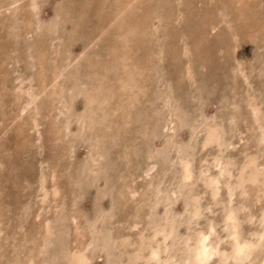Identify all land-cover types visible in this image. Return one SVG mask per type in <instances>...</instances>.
I'll use <instances>...</instances> for the list:
<instances>
[{"label": "rangeland", "instance_id": "obj_1", "mask_svg": "<svg viewBox=\"0 0 264 264\" xmlns=\"http://www.w3.org/2000/svg\"><path fill=\"white\" fill-rule=\"evenodd\" d=\"M254 1L22 0V7L20 0H0V264H198L194 251L202 233L208 246L216 249L206 264L260 263L264 255H260L264 253V0H257L259 5ZM131 91H144L141 100ZM227 103L236 105L232 109ZM111 117L114 122L107 121ZM214 176L218 182L212 180ZM144 196L147 200L138 202ZM237 241L244 242L242 254L235 252Z\"/></svg>", "mask_w": 264, "mask_h": 264}, {"label": "bare ground", "instance_id": "obj_2", "mask_svg": "<svg viewBox=\"0 0 264 264\" xmlns=\"http://www.w3.org/2000/svg\"><path fill=\"white\" fill-rule=\"evenodd\" d=\"M24 1H25V0H24ZM27 1H28V0H27ZM138 1H140V0H138ZM235 1H237V0H235ZM252 1H254V0H252ZM132 2H133V1H132ZM136 2H137V1H136ZM206 2H207V0H206ZM231 2H234V1H231ZM255 2H257V0L254 1V3H255ZM258 2H259V1H258ZM258 2H257V3H258ZM20 3H22V0H20ZM238 3H239V2H238ZM241 3H242V2H241ZM250 3H251V2H250ZM254 3H253V4H254ZM25 4H26V3H25ZM27 4H28V2H27ZM27 4H26V5H27ZM226 4H228L227 7H228L229 4H230V9H231V7H232V6H231V3L229 2V3H226ZM26 5H25V6H26ZM29 5H30V4H29ZM29 5H28V6H29ZM251 5H252V4H251ZM255 5H257V4L255 3ZM258 5H259V3H258ZM137 6H138V5H137ZM137 6H136V7H137ZM239 6L241 7L240 4H239ZM242 6H243V3H242ZM3 7H4V6H3ZM22 7H23V3H22ZM227 7H226V8H227ZM255 7H256V6H255ZM255 7H253V9H254ZM24 8H26V7H24ZM219 8H220V7H219ZM234 8H237V6L234 7ZM247 8H248V7H247ZM251 8H252V7H251ZM258 8H260V6H259ZM20 9H21V8H20ZM128 9H130V8L128 7ZM135 9H137V8H135V7L132 8V10H135ZM222 9H223V7H222ZM224 9H225V6H224ZM227 9H228V8H227ZM248 9H250V8H248ZM260 9H261V8H260ZM260 9H258V10H259V14H260V11L262 10V9H261V10H260ZM24 10H25V9H24ZM26 10H27V9H26ZM130 10H131V9H130ZM250 10H252V9H250ZM250 10H249V11H250ZM19 11H20V10H19ZM29 11H30V10H28V11H26V12L30 14L31 12H29ZM236 11H237V10H236ZM236 11H233V12H236ZM238 11L240 12V10H238ZM242 11H243V10H242ZM23 12H24V11H23ZM23 12H22V13H23ZM121 12H122V11H121ZM126 12H127V11H126ZM205 12H206V11H204V13H205ZM220 12H221V10L218 11L219 14H220ZM233 12H232V13H233ZM239 12H238V15H239ZM243 12H244V11H243ZM253 12H255V9L253 10ZM256 12H257V11H256ZM135 13H136V12H135ZM177 13H178V10H177ZM206 13H207V12H206ZM221 13H222V12H221ZM241 13H242V12H241ZM250 13H251V12H250ZM257 13H258V12H257ZM124 14H126V13H124ZM129 14H130V12H129ZM224 14H225V13H224ZM251 14H253V13H251ZM27 15H28V14H27ZM143 15H144V14H143ZM236 15H237V14H236ZM245 15H246V13H245ZM132 16H133V15H132ZM175 16L177 17V15H175ZM203 16H204V15H203ZM242 16H244L243 13H242ZM248 16H249V15H248ZM29 17H30V16H29ZM29 17H28V18H29ZM111 17H112V16H111ZM117 17H118V16H117ZM217 17H218V16H217ZM222 17H223V16H222ZM232 17H233V16H232ZM259 17H260L259 19H262L261 16H259ZM23 18H24V17H23ZM124 18H126V17H124ZM128 18H129V15H128ZM133 18H135V17H133ZM174 18H175V17H174ZM205 18H206V17H205ZM208 18H209V17H208ZM211 18H212V17H211ZM234 18H236V17H234ZM238 18H239V17H238ZM242 18H243V17H242ZM25 19H26V17H25ZM25 19H24V20H25ZM118 19H119V18H118ZM137 19H138V18H137ZM137 19H136V20H137ZM231 19H232V18H231ZM27 20H28V19H27ZM106 20H107V19H106ZM206 20H207V19H206ZM246 20H247V19H246ZM246 20H245V22H246ZM256 20H257V17H256ZM28 21H29V20H28ZM134 21H135V20H134ZM210 21H211V20H210ZM235 21H236V23H237V21L239 22V19H238V20L235 19ZM248 21H249V20H248ZM30 22H32V21H30ZM115 22H116V21H115ZM140 22H141V21H140ZM206 22H207V21H206ZM218 22H219V20H217L216 24H218ZM243 22H244V21H243ZM21 23H23V21H21ZM32 23H33V22H32ZM34 23H35V21H34ZM36 23H37V22H36ZM78 23H79V22H78ZM209 23H211V22H209ZM219 23H220V22H219ZM239 23H240V22H239ZM246 23H247V22H246ZM258 23H260V22H258V20H257L256 24L258 25ZM24 24H25V23H24ZM27 24H28V23H27ZM27 24H25V26H26ZM211 24H213V23H211ZM216 24H214V26H215ZM237 24H238V23H237ZM251 24H252V21H251ZM253 24H255V23H253ZM261 24H262V23H261ZM35 25H36V24H35ZM209 25H210V24H209ZM243 25H244V23H243ZM249 25H250V24H249ZM249 25H248V26H249ZM75 26H77V25H75ZM204 26H205V25H204ZM262 26H263V24H262ZM135 27H136V26H135ZM137 27H138V26H137ZM142 27H143V26H142ZM205 27H206V29H207V24H206ZM254 27H256V25H255ZM254 27H253V29H255ZM257 27H258V26H257ZM129 28H130V27H129ZM210 28H211V26H210ZM210 28H209V29H210ZM216 28H217V27H216ZM234 28H235V27H234ZM247 28H248V27H247ZM112 29H113V27H112ZM202 29H203V28H202ZM250 29H252V26L250 27ZM257 29H259V28H256V31H257ZM212 30H213V29H212ZM240 30H241V29H240ZM259 30H260V29H259ZM122 31H123V30H122ZM127 31H128V30H127ZM132 31H133V30H132ZM198 31H199V30H198ZM207 31H208V30H207ZM234 31H235V30H234ZM261 31H262V30H261ZM129 32H130V30H129ZM200 32H201V30H200ZM209 32H212V31H209ZM240 32H241V31H240ZM263 32H264V31H263ZM30 33H31V32H30ZM30 33H29V34H30ZM32 33H33V32H32ZM118 33H119V32H118ZM125 33H126V32H125ZM197 33H198V32H197ZM197 33H196V34H197ZM202 33H203V32H202ZM207 33H208V32H207ZM254 33H255V32H254ZM258 33H259V32H258ZM113 34H114V33H113ZM235 34H236V33H235ZM260 34H261V33H259V35H260ZM199 35H200V34H199ZM199 35H198V37H199V39H200V36H199ZM241 35H242V34H241ZM254 35H255V34H254ZM94 36H95V35H94ZM118 36H119V35H118ZM123 36H124V35H123ZM248 36H249V35H248ZM263 36H264V35H263ZM263 36H262L261 39H263ZM106 37H107V36H106ZM124 37H125V36H124ZM129 37H130V36H129ZM145 37H146V36H145ZM209 37H210V36H209ZM236 37H237V36H236ZM256 37H257V36H256ZM260 37H261V35H260ZM260 37H259V38H260ZM127 38H128V37H127ZM195 38H196V37H195ZM207 38H208V37H207ZM253 38H254V39H253ZM129 39H130V38H129ZM252 39H253V40H256V38H255L254 36L252 37ZM131 40H132V39H131ZM242 40H243V39H242ZM263 40H264V39H263ZM98 41H100V40H98ZM126 41H127V40H126ZM205 41H206V40H205ZM124 42H125V41H124ZM128 42H130V41H128ZM200 42H201V41H200ZM260 42H261V41H260ZM224 43H225V42H224ZM253 43H255V42H253ZM262 43H263V42H262ZM111 44H112V43H111ZM127 44H128V43H127ZM196 44H197V43H196ZM200 45H201V44H200ZM231 45H232V44H231ZM193 46H194V45H193ZM224 46H225L226 48H229V47H230V46L227 47L226 45H224ZM190 47L192 48L191 45H190ZM199 47H200V46H199ZM233 47H234V46H233ZM253 47H254V46H253ZM255 47H256V46H255ZM258 47H259V46H258ZM258 47H256V48H258ZM236 48H239V47H236ZM194 49H195V48H194ZM231 49H232V48H231ZM252 49H253V48L251 47V50H252ZM189 50H190V49H189ZM240 50H242V49H240ZM246 50H247V49H246ZM251 50H250V51H251ZM201 51H202V50H201ZM201 51H200V52H201ZM229 51H230V50H229ZM229 51H228V52H229ZM205 52H206V51H205ZM251 52H252V51H251ZM181 53H182V52H181ZM201 53H202V52H201ZM208 53H209V52H208ZM257 53H258V51H257ZM257 53H256V54H257ZM114 54H115V53H114ZM185 54H186V53H185ZM232 54H233V52H232ZM40 55H41V53H40ZM202 55H204V52H203ZM209 55H210V53H209ZM237 55H238V54H237ZM254 55H255V54H254ZM42 57H43V55H42ZM105 57H106V56H105ZM202 57H203V56H202ZM207 57H208V56H207ZM231 57H232V56H231ZM240 57H241V56H240ZM244 57H245V56H243V58H244ZM249 57H250V56H249ZM255 57H256V56H254V58H255ZM40 58H41V57H40ZM234 58H235V57H234ZM238 58H239V57H238ZM38 59H39V58H38ZM120 59H121V58H120ZM230 59H231V58H230ZM204 60H205V59H204ZM208 60H209V59H208ZM208 60H207V61H208ZM245 60H247V59H245ZM106 61L109 62L108 59H107ZM142 61H143V60H142ZM220 61H221V58H220ZM249 61H250V60H249ZM257 61H258V59H257ZM40 62H41V61H40ZM229 62H230V60H229ZM258 62H259V61H258ZM182 63H183V62H182ZM203 63H204V62H203ZM227 63H228V62H227ZM227 63H226V64H227ZM40 64H41V63H40ZM232 64H234V63L232 62ZM257 64H258V63H256V64L253 63V65H257ZM178 65H179V64H178ZM224 65H225V64L220 65V66H222V67H221L222 70H223V66H224ZM227 65H228V64H227ZM235 65L237 66V64H235ZM245 65H246V64H245ZM65 66H66V65H65ZM109 66H110V65H109ZM208 66H209V65H208ZM218 66H219V65H218ZM225 66H226V65H225ZM247 66H248V65H247ZM66 67H68V66H66ZM135 67H136V66H134V68H135ZM233 67H234V66L232 65V68H233ZM57 68H58V67H57ZM221 68H219V69L221 70ZM243 68H244V67H243ZM247 68H248V67H247ZM247 68H246V69H247ZM249 68H250V67H249ZM257 68H258V67H256V69H257ZM261 68H262V67H261ZM263 68H264V67H263ZM107 69H108V68H107ZM115 69H116V68H115ZM123 69H124V66H123ZM145 69H146V68H145ZM178 69H179V67H178ZM230 69H231V68H230ZM54 70H56V69H54ZM116 70H117V69H116ZM220 70H219V71H220ZM226 70L228 71V69H226ZM231 70H232V69H231ZM243 70H244V69H243ZM57 71H58V70H57ZM185 71H186V70H185ZM248 71H249V70H248ZM252 71H253V70H252ZM262 71H263V70H262ZM39 72H40V71H39ZM135 72H136V71H135ZM176 72H177V71H176ZM182 72H183V71H182ZM222 72H223V71H222ZM236 72H237V71H236ZM249 72H250V71H249ZM253 72H254V71H253ZM263 72H264V71H263ZM118 73H121V70H120V72H118ZM186 73L188 74L187 71H186ZM231 73L233 74V72H231ZM241 73H242V72H241ZM246 73H247V72H246ZM43 74H44V73H43ZM182 74H183V73H182ZM226 74H228V73L226 72ZM226 74H225V75H226ZM229 74H230V71H229ZM243 74H244V73H243ZM254 74H255V72H254ZM45 75H46V74H45ZM51 75H53V74H51ZM54 75H55V74H54ZM188 75H190V71H189V74H188ZM225 75H224V76H225ZM246 75H247V74H246ZM256 75H257V74H256ZM48 76H49V75H48ZM138 76H140V75H138ZM191 76H192V74H191ZM221 76H222V75H221ZM230 76H231V75H230ZM253 76H254V75H253ZM40 77H41V76H40ZM239 77H240V75H239ZM254 77H255V76H254ZM41 78H42V77H41ZM45 78H46V77H45ZM55 78H56V77H55ZM189 79H190V77H189ZM192 79H193V78H191V80H192ZM227 79H229V81H230V79L233 80L232 77H231V78H228V77H227L226 80H227ZM242 79H243V78H242ZM254 79H256V78H254ZM258 79H259V78H258ZM45 80H46V79H45ZM55 80H56V79H55ZM191 80H190V81H191ZM236 80H237V82H238V77L236 78ZM192 81H193V80H192ZM227 81H228V80H227ZM244 81H245V80H244ZM10 82H11V81H10ZM38 82H39V81H38ZM45 82H46V81H45ZM124 82H125V81H124ZM7 83H8V82H7ZM16 83H17V82H16ZM139 83H140V82H139ZM141 83H142V82H141ZM228 83H229V82H228ZM235 83H236V81H235ZM241 83H242V81H241L240 83H238V84L240 85ZM243 83H244V82H243ZM249 83H250V82H249ZM256 83H257V82H256ZM256 83H255V85H256ZM1 84H2V83H1ZM57 84H58V83H57ZM119 84H120V83H119ZM124 84H126V83H124ZM231 84H232V83H231ZM236 84H237V83H236ZM238 84H237V85H238ZM128 85H129V84H128ZM128 85H126V86L128 87ZM141 85H142V84H141ZM227 85H228V84H227ZM13 86H14V85H13ZM13 86H12V87H13ZM32 86H34V85H32ZM50 86H51V85H50ZM124 86H125V85H124ZM129 86H130V85H129ZM241 86H244V85L242 84ZM241 86H240L239 88H241ZM253 86H254V85H253ZM14 87H15V86H14ZM34 87H35V86H34ZM45 87H46V83H45ZM119 87H120V86H119ZM228 87H229V86H228ZM231 87H232V86H231ZM245 87H246V86H245ZM6 88H7V87H6ZM128 88H130V87H128ZM137 88H138V86H137ZM143 88H145V87L143 86ZM8 89H9V87H8ZM13 89H14V88H13ZM17 89H18V88H17ZM23 89H24V87H23ZM45 89H46V88H45ZM90 89H91V88H90ZM92 89H93V88H92ZM121 89H122V88H121ZM228 89H229V88H228ZM236 89H237V88H236ZM248 89H249V88H248ZM20 90H21V89H20ZM24 90H26V89H24ZM27 90H28V88H27ZM30 90H31V89H30ZM42 90H43V89H42ZM47 90H49V89H47ZM53 90H54V89H53ZM55 90H57V89H55ZM132 90H133V89H132ZM229 90H230V89H229ZM240 90H241V89H240ZM255 90H256V89H255ZM255 90H254V91H255ZM0 91H1V89H0ZM6 91H7V90H6ZM31 91H32V90H31ZM34 91H35V89H34ZM36 91L38 92V90H36ZM40 91H41V90H40ZM91 91H92V90H91ZM122 91H123V89H122ZM241 91H243V89H242ZM20 92H21V91H20ZM25 92H26V91H25ZM37 92H36V93H37ZM53 92H55V91H53ZM53 92H52V93H53ZM56 92H57V91H56ZM93 92H94V91H93ZM143 92H144V91H143ZM143 92H142V93H143ZM33 93H34V92H33ZM44 93H45V92H43V94H44ZM129 93L132 94V91L129 92ZM134 93H136V92H133L132 96L135 95ZM142 93H141V94H142ZM235 93H236V91H235ZM237 93L240 94L239 92H237ZM237 93H236V94H237ZM9 94H10V93H9ZM22 94H23V93H22ZM22 94H21V95H22ZM38 94H39V93H38ZM38 94H36V95L38 96ZM46 94H47V92H46ZM46 94L44 95L45 97H42L43 99L46 98ZM55 94H56V93H55ZM55 94H54V95H55ZM91 94H92V93H91ZM94 94H95V93H94ZM125 94H126V93H125ZM136 94H137L138 97H139V94H140V93L138 94V92H137ZM141 94H140V95H141ZM233 94H234V92H233ZM236 94H235V95H236ZM249 94H250V93H249ZM252 94H253V93H252ZM50 95H51V94H50ZM95 95H96V94H95ZM114 95H115V94H114ZM126 95H127V94H126ZM137 95H135V96H137ZM143 95H144V94H143ZM254 95H255V94H254ZM8 96H9V95H8ZM8 96H6V97H8ZM23 96H24V95H23ZM26 96H27V95H26ZM132 96H131V97H132ZM141 96H142V95H141ZM237 96H238V95H237ZM50 97H51V96H50ZM120 97L122 98V96H120ZM131 97H129V95H128V98H131ZM138 97H137V98L135 97V98L138 99L137 101H140V100H141V99H140L141 97H139V98H138ZM143 97H144V96H143ZM143 97H142V98H143ZM232 97H233V95H232ZM232 97H231V98H232ZM242 97H243V99L241 98V101L244 100V96H243V94H242ZM249 97H250V96H249ZM28 98H29V97H28ZM51 98H52V97H51ZM53 98L55 99V96H54ZM91 98H92V97L90 96V99H91ZM96 98H97V96H96ZM103 98H104V97H103ZM128 98H127V99H124V100L127 101V103H128ZM132 98H133V100H135L134 97H132ZM132 98H131V99H132ZM236 98H237V97H236ZM92 99L96 100L95 97L92 98ZM109 99H110V98H109ZM112 99H113V98H112ZM119 99H120V98H119ZM131 99H130V100H131ZM139 99H140V100H139ZM239 99H240V98H239ZM245 99H246V98H245ZM12 100H13V99H12ZM28 100H29V99H28ZM58 100L60 101V99H58ZM58 100H57V101H58ZM61 100H62V99H61ZM97 100H98V98H97ZM106 100H107V99H106ZM236 100L239 101L238 98L235 99V101H236ZM259 100H260V99H259ZM8 101H11V100H8ZM8 101H7V102H8ZM22 101H23V100H22ZM44 101H45V99H44ZM44 101H43V104H44ZM59 101H58V102H59ZM92 101H93V100H92ZM99 101H100V100H99ZM99 101H97V102H99ZM102 101H103V102H102ZM104 101H105V99L102 100V98H101V103H103V104L105 105ZM108 101L110 102V100H107V103H108ZM122 101H123V100H122ZM62 102H63V101H62ZM62 102H61V103H62ZM105 102H106V101H105ZM132 102H133V101H132ZM8 103H9V102H8ZM13 103H14V102H13ZM46 103H47V102H46ZM51 103H52V102H51ZM127 103L125 102V106L123 105V102H122V104H120V105H123V107L126 109V107L128 106ZM228 103H229V102H228ZM228 103H227V104H228ZM232 103H234V102H232ZM235 103H236V102H235ZM238 103H239V106L242 105V104H240V101H239ZM242 103H243V102H242ZM53 104H54V103H53ZM59 104H60V103H59ZM94 104H96V103H94ZM97 104H98V103H97ZM128 104H130V103H128ZM227 104H226V105H227ZM229 104H231V102H230ZM229 104H228V106H229L230 108L233 109L237 103L234 104V107H231ZM7 105H8V104H7ZM19 105H21V104H19ZM57 105H58V103H57ZM61 105H62V104H61ZM115 105H116V103H115ZM126 105H127V106H126ZM134 105H135V104H134ZM231 105H232V104H231ZM15 106H16V105H15ZM26 106H27V105H26ZM42 106H43V105H42ZM42 106H41L40 108H42ZM49 106H50V104H49ZM112 106H113V105H112ZM247 106H248V105H247ZM247 106H246V107H247ZM250 106H252V105H250ZM8 107H9V106H8ZM11 107H13V106H11ZM56 107H57V106H56ZM91 107H92V105H91ZM96 107H98V106H96ZM96 107H94V108H96ZM102 107H104V106L102 105ZM102 107H101V109H102ZM105 107H106V106H105ZM109 107H111V105H110ZM109 107L107 106V109H109ZM113 107H114V106H113ZM118 107H119V106H117V108H118ZM123 107H122V108H123ZM129 107H130V106H129ZM229 107H228V108H229ZM237 107H238V105H237ZM0 108H2V107H0ZM6 108H7V107H6ZM17 108H18V107H17ZM92 108H93V107H92ZM130 108H131V107H130ZM225 108H226V107H225ZM228 108H227V109H228ZM250 108H251V107H250ZM260 108H261V107H260ZM23 109H24V108H23ZM96 109H97V108H96ZM104 109H105V108H104ZM227 109H225V110H227ZM237 109H238V108H237ZM237 109H234V110H237ZM261 109H264V108H261ZM112 110H113V108H112ZM112 110H111V111H112ZM118 110H119V109H118ZM228 110H229V109H228ZM18 111H19V110H18ZM21 111H23V110H22V107H21ZM52 111H54V109H53ZM52 111H51V112H52ZM57 111H58V110H57ZM59 111H60V110H59ZM113 111H114V110H113ZM126 111H129V109H126ZM237 111H238V110H237ZM249 111H251V110H249ZM261 111H263V110H261ZM9 112H10V111H9ZM51 112H50V113H51ZM114 112H115V111H114ZM120 112H121V111H120ZM254 112H255V111H254ZM50 113H48V116H49ZM244 113H245V112H244ZM244 113H243V114H244ZM252 113H253V112H251V114H252ZM19 114H20V112H19ZM36 114H37V113H35V116H36ZM55 114H56V113H55ZM58 114H59V113H58ZM118 114H119V112H118ZM123 114H124V113H123ZM125 114H126V113H125ZM10 115H11V114H10ZM110 115H111V114H110ZM110 115H109V116H110ZM115 115H117V112H116ZM128 115H129V114H128ZM237 115H238V114H237ZM25 116H26V115H25ZM27 116H28V114H27ZM31 116H32V115H31ZM52 116H53V114H52ZM52 116H51V117H52ZM56 116H57V115H56ZM124 116H125V115H124ZM234 116H235V115H234ZM247 116H248V115H247ZM49 117H50V116H49ZM116 117H117V116H116ZM248 117H250V116H248ZM254 117H255V116H254ZM14 118H15V116H14ZM21 118H22V117H21ZM34 118H35V117H34ZM52 118H55V117H52ZM107 118H108V117H107ZM112 118H113V117L107 119V121L110 120V119H112ZM114 118H115V117H114ZM119 118H120V117H119ZM119 118H118V120H119ZM27 119H28V118H27ZM30 119H31V117H30ZM30 119H28V120H30ZM32 119H33V117H32ZM45 119H46V118H45ZM230 119H232V118H230ZM250 119H251V117H250ZM253 119H255V118H253ZM21 120H22V119H21ZM33 120H34V119H33ZM33 120H32V122H33ZM50 120H51V119H50ZM112 120H113V122L115 121L114 119H112ZM118 120H117V121H118ZM127 120H128V119H127ZM233 120H234V119H233ZM239 120H240V119H239ZM246 120H249V119H246ZM125 121H126V120H125ZM23 122H24V121H23ZM47 122H48V121H47ZM50 122H51V121H50ZM108 122H109V121H108ZM129 122H130V121H129ZM243 122H244V121H243ZM251 122H252V121H251ZM251 122H250V123H251ZM253 122H254V121H253ZM262 122H263V121H262ZM33 123H35V121H34ZM53 123H55V122H53ZM227 123H228V122H227ZM118 124H120V121H118ZM212 124H213V123H212ZM247 124H249V123H247ZM247 124H245L246 127H247L246 129H248ZM251 124H252V123H251ZM1 125H2V124H1ZM59 125H60V124H59ZM61 125H62V123H61ZM228 125H229V123H228ZM245 125H242V126L244 127ZM35 126L37 127L36 124H35ZM55 126H56V125H55ZM62 126H64V125H62ZM116 126H118V125H116ZM234 126H235V125L232 124V127H234ZM39 127H40V126H39ZM39 127H37V128H39ZM249 127H250V126H249ZM9 128H10V127H9ZM33 128H34V126H33ZM53 128H54V126H53ZM62 128H65V127H62ZM114 128H115V127H114ZM226 128H227V127H226ZM252 128H253V127H252ZM210 129H211V127H210ZM236 129H237V128H236ZM249 129H250V128H249ZM254 129H255V127H254ZM254 129H252V130H254ZM256 129H257V128H256ZM34 130H35V129H34ZM64 130H65V129H64ZM206 130H207V129H206ZM229 130H230V129H229ZM229 130H228V131H229ZM233 130H234V129H233ZM233 130H232V131H233ZM113 131H114L113 133H115V130H113ZM208 131H209V129L207 130V132H208ZM228 131H227V132H228ZM232 131H231V132H232ZM259 131H260V130H259ZM29 132H30V131H29ZM31 132H32V131H31ZM35 132H36V131H35ZM37 132H38V131H37ZM227 132H225V133H227ZM233 132H234V131H233ZM249 132H252L251 129L249 130ZM65 133H66V132H65ZM67 133H68V132H67ZM119 133H120V131H119ZM210 133H211V132H210ZM236 133H238V131H237ZM252 133H254V132H252ZM257 133H258V132H257ZM259 133H260V132H259ZM259 133L257 134L258 137H259ZM35 134H36V133H35ZM211 134H212V133H211ZM239 134H240V133H239ZM243 134H244V133H243ZM13 135H14V133H13ZM66 135H67V134H66ZM207 135H208V134H207ZM213 135H214V133H213ZM215 135L217 136V134H215ZM226 135H228V134H226ZM229 135H230V134H229ZM237 135H238V134H237ZM237 135H236V136H237ZM58 136H59V135H58ZM204 137H205V135H204ZM220 137H221V136H220ZM238 137H241V136H240V135L237 136V139H238ZM253 137H254V136H253ZM253 137H250V139L253 138ZM37 138H39V136H37ZM55 138H56V137H55ZM213 138H214V136H213ZM227 138H228V137H227ZM233 138H234V137H233ZM260 138H261V137H260ZM119 139H120V138H119ZM204 139H207V138H204ZM231 139H232V138H231ZM256 139H257V137H256ZM256 139H255V140H256ZM65 140H66V137H65ZM235 140H236V139H235ZM235 140H234V141H235ZM248 140H249V139H248ZM257 140H258V139H257ZM257 140H256L255 142L258 143ZM261 140H262V139H261ZM36 141H37V140H36ZM63 141H64V140H63ZM203 141H204V140H203ZM208 141H209V139H208ZM243 141H244V145H245V140H243ZM259 141H260V139H259ZM37 142H38V141H37ZM46 142H47V141H46ZM52 142H53V141H52ZM214 142H215V141H214ZM239 142H240V141H239ZM59 143H60V142H59ZM220 143H221V142H220ZM236 143H237V142H236ZM247 143H248V142H247ZM247 143H246V146H247ZM34 144H36V143H34ZM252 144H253V143H252ZM27 145H28V144H27ZM205 145H206V144H205ZM231 145H232V144H231ZM233 145H235V144H233ZM261 145H262V144H261ZM53 146H54V145H53ZM208 146L211 147L210 144H209ZM217 146H218V144H217ZM37 147H38V146H37ZM233 147H234V146H233ZM247 147H248V146H247ZM247 147H246V148H247ZM259 147H260V146H259ZM65 148H66V147H65ZM218 148H219V147H218ZM236 148H237V147L232 148L231 150L236 149ZM239 148H240V147H239ZM243 148H244V147H243ZM52 149H54V148H52ZM46 150H47V149H46ZM60 150H61V149H60ZM64 150H66V149H64ZM205 150H206V148H205ZM211 150H213V148H212ZM246 150H247V149H246ZM255 150H256V149H254L253 151L255 152ZM41 151H42V150H41ZM61 151H62V150H61ZM257 151H258V150H257ZM260 151H261V150H259L258 152H260ZM51 152H53V151H51ZM242 152H243V151H242ZM247 152H249V150H247ZM258 152H256L257 155H260V154H258ZM261 152H264V151H261ZM67 153H68V152L65 151V154H67ZM245 153H246V152H245ZM254 154H255V153H254ZM261 154H262V153H261ZM213 155H214V154H213ZM239 155H240V153H239ZM246 155H247V154H246ZM246 155H245V157H246ZM257 155H256V158H257ZM66 156H67V155H66ZM206 156H207V154H206ZM216 156H217V155H216ZM242 156H243V155H242ZM8 157H9V156H8ZM62 157H63V156H62ZM64 157H65V156H64ZM67 157H68V156H67ZM208 157H209V156H208ZM245 157H244V158H245ZM65 158H66V157H65ZM184 158H185V157H184ZM184 158H183V159H184ZM186 158H187V157H186ZM189 158H190V157H189ZM211 158H212V157H211ZM223 158H224V157H223ZM236 158H237V156H236ZM263 158H264V157H263ZM203 159H204V158H203ZM203 159H202V160L200 159V160L203 162ZM227 159H229V158H227ZM62 160H63V159H62ZM208 160H209V159H208ZM212 160L214 161L215 159L212 158ZM212 160H210V161H211L210 163H212ZM242 160H243V159H242ZM242 160H241V162H242ZM249 160H250V159H249ZM259 160H261V159H259ZM186 161H187V160H186ZM201 161H199V162H201ZM216 161H217V160H216ZM234 161H236V160L234 159ZM129 162H130V161H129ZM218 163H219V162H218ZM235 163H236V162H235ZM45 164H46V163H45ZM183 164H184V163H183ZM200 164H201V163H200ZM200 164H199V165H200ZM205 164H207V162H206ZM213 164H214V163H213ZM213 164H212V166H213ZM236 164H238V163H236ZM240 164H241V163H240ZM240 164H238V165H240ZM1 165H2V164H1ZM1 165H0V167H1ZM130 165H131V164H130ZM130 165L128 164L127 168H128ZM192 165H193V162H192ZM196 165H197V164H196ZM208 165L211 166V164H209V163H208ZM208 165H207V166H208ZM216 165H217V162H216ZM220 165H221V164H220ZM255 165H256V164H255ZM132 166H133V165H132ZM201 166H202V165H201ZM201 166H200V167H201ZM204 166H206V165H204ZM217 166H218V165H217ZM124 167H125V166H124ZM257 167H258V166H257ZM259 167H260V166H259ZM127 168H125V169H127ZM129 168H130V167H129ZM184 168H185V167H183V169H182V168H181V169H182V170H185L186 168H185V169H184ZM215 168H216V167H215ZM215 168H214V169H215ZM222 168H223V166H222ZM46 169H47V168H45V172H46ZM56 169H57V168H56ZM135 169H136V167H135ZM135 169H134V170H135ZM198 169H199V168H198ZM216 169H217V168H216ZM219 169H220V167H219ZM238 169H239V166H238ZM238 169H235V170L237 171ZM51 170H52V169H51ZM136 170H137V169H136ZM192 170H194V169L192 168ZM199 170H200V169H199ZM210 170H212V169H210ZM228 170H231V168L228 169ZM232 170H234V169L232 168ZM232 170H231V171H232ZM41 171H42V170H41ZM185 171H186V170H185ZM185 171H184V172H185ZM194 171H195V170H194ZM194 171H192V172H194ZM208 171H209V170H208ZM236 171H235V172H236ZM247 171H248V170H247ZM2 172H3V168H2ZM42 172H43V171H42ZM124 172H125V171H124ZM126 172H128V171L126 170ZM132 172H134V171L132 170ZM135 172H136V171H135ZM139 172H140V170H139ZM184 172H183V174H184ZM186 172H187V171H186ZM186 172H185V174H186ZM235 172H234V173H235ZM237 172H238V171H237ZM6 173H7V172H6ZM40 173H41V172H40ZM214 173H215V172H214ZM219 173H220V171H219ZM219 173H217V175H218ZM229 173H230V172H229ZM53 174H54V173H53ZM55 174H56V173H55ZM127 174H129V173H127ZM145 174H146V173H145ZM215 174H216V173H215ZM215 174H214V175H215ZM230 174H231V173H230ZM237 174H238V173H237ZM237 174H235V176H236ZM42 175H43V174H42ZM42 175H41V176H42ZM44 175H45V174H44ZM51 175H52V174H51ZM51 175H50L51 178H50V177H49V178H50V179H53ZM130 175H131V174H130ZM140 175H142V173H141ZM140 175H138V176L140 177ZM179 175H181V172H180ZM194 175H195V174H194ZM197 175H198V174H197ZM197 175H196V176H197ZM220 175H221V174H220ZM55 176H56V175H55ZM55 176H54V177H55ZM126 176H127V175H126ZM182 176H183V175H182ZM188 176H189V174H188ZM188 176H187V177H188ZM206 176H207V175H206ZM209 176H211V175H208V177H209ZM212 176H213V175H212ZM215 176H216V175H215ZM215 176H214V178H212V180H216V181L218 182V178H219V177H218L217 179H215ZM235 176H234V177H235ZM7 177H8V174H7ZM39 177H40V175H39ZM42 177H43V176H42ZM47 177H48V176H47ZM47 177L45 176V179H46ZM56 177H57V176H56ZM130 177H131V176H130ZM130 177H128V178H130ZM152 177H153V174H151V176H149V178H151V179H152ZM184 177H185V175L183 176V179H184ZM187 177H186V180H187ZM199 177H200V176H199ZM201 177H202V176H201ZM201 177H200V178H201ZM204 177H205V176H204ZM208 177H207V178H208ZM225 177H226V176H225ZM225 177H224V178H225ZM232 177H233V176H232ZM234 177H233V178H234ZM132 178H133V177H132ZM221 178H222V177H221ZM224 178H222V179H224ZM244 178H245V177H244ZM244 178H243V179H244ZM258 178H260V177H258ZM258 178H257V181H259ZM7 179H9V178H7ZM57 179H58V178H57ZM126 179H127V177H126ZM201 179H202V178H201ZM201 179L199 180V182L201 181ZM245 179H246V178H245ZM260 179H261V178H260ZM42 180H43V179H42ZM46 180H47V179H46ZM46 180H45V181H46ZM127 180H128V179H127ZM149 180H150V179H149ZM188 180H189V179H188ZM197 180H198V178H197ZM205 180H206V179H205ZM208 180H209V179H207V182H208ZM224 180H225V179H224ZM227 180H228V179H227ZM231 180H232V178H231ZM45 181H44V182H45ZM131 181H133V179H132ZM135 181H137V180H135ZM144 181H145V180H144ZM181 181H182V180H181ZM184 181H185V179L183 180V183H184ZM193 181H194V180H193ZM195 181H196V180H195ZM210 181H211V180H210ZM219 181H220V180H219ZM225 181H226V180H225ZM225 181H223V182H225ZM229 181H230V180H229ZM260 181H261V180H260ZM44 182H43V183H44ZM46 182H47V181H46ZM46 182H45V183H46ZM56 182H57V181H56ZM58 182H59V181H58ZM146 182H147V181H146ZM146 182H145V183H146ZM188 182H189V181H188ZM188 182H187V183H188ZM191 182H192V181H191ZM197 182H198V181H197ZM199 182H198L197 184H199ZM226 182H227V181H226ZM226 182H225V183H226ZM48 183H49V181H48ZM137 183H138V182H136V184H137ZM195 183H196V182H195ZM200 183H202V182H200ZM208 183H209V182H208ZM234 183H235V181H234ZM245 183H246V182H245ZM248 183H249V182H248ZM71 184H72V183H71ZM130 184H131V183H130ZM143 184H144V183H143ZM211 184H212V183H211ZM219 184H220V183H219ZM260 184H262V183L260 182ZM1 185H2V184H1ZM44 185H45V184H44ZM123 185H124V184H123ZM134 185H135V184H134ZM134 185H133V186H134ZM146 185H147V184H146ZM206 185H207V183H206ZM226 185H227V184H226ZM229 185H231V184H229ZM251 185H252V184H251ZM251 185H250V186H251ZM254 185H255V184H254ZM47 186H48V185H47ZM127 186H128V185H127ZM140 186H141V185H140ZM143 186H145V185H143ZM195 186H196V185H195ZM201 186H203V185H201ZM201 186H200V187H201ZM209 186H210V185H209ZM209 186H207V187H209ZM243 186H244V185H243ZM258 186H259V184H258ZM39 187H40V186H39ZM51 187H52V186H51ZM56 187H57V186H56ZM125 187H126V186H125ZM141 187H142V186H141ZM213 187H215V186H213ZM227 187H228V186H227ZM57 188H58V187H57ZM122 188H123V187H122ZM128 188H129V186H128ZM135 188H136V187H135ZM201 188H202V187H201ZM221 188H223V187H221ZM221 188H220V189H221ZM233 188H234V187H233ZM251 188H252V187H251ZM255 188H256V187H255ZM44 189H45V188H44ZM44 189H43V190H44ZM140 189H142V188H140ZM144 189H145V187H144ZM144 189H143L142 191H144ZM196 189H197V188H196ZM198 189H199V188H198ZM220 189H219V190H220ZM223 189H225V188H223ZM241 189H243V188H241ZM244 189H246V188H244ZM40 190H42V189H40ZM54 190H55V189H54ZM61 190H62V189H60V191H61ZM129 190H130V189H129ZM129 190H128V191H129ZM137 190H138V189H137ZM145 190H146V189H145ZM204 190H205V188H204ZM206 190H207V189H206ZM216 190H218V189H216ZM219 190H218V191H219ZM235 190H237V189L235 188ZM252 190H253V188H252ZM252 190H251V191H252ZM255 190H256V189H255ZM57 191H58V190H57ZM119 191H121V190L119 189ZM135 191H136V190H135ZM140 191H141V190H140ZM142 191H141V192H142ZM201 191H203V190H201ZM224 191H225V190H224ZM238 191H239V190H238ZM238 191H237V192H238ZM244 191H245V190H243V192H244ZM246 191H247V190H246ZM251 191H247V192H251ZM14 192H15V191H14ZM40 192H41V191H40ZM50 192H52V191H50ZM58 192H59V191H58ZM129 192H130V191H129ZM194 192H195V191H194ZM197 192H198V191H197ZM206 192H207V191H206ZM228 192H229V191H228ZM247 192H246V193H247ZM254 192H255V191H254ZM262 192H263V191H262ZM15 193H16V192H15ZM47 193H49V192H47ZM118 193H120V192H118ZM144 193H145V191H144ZM147 193H149V192L147 191ZM203 193H204V191H203ZM218 193H219V192H218ZM226 193H227V192H226ZM244 193H245V192H244ZM258 193H259V192H258ZM5 194H6V193H5ZM133 194H134V193H133ZM138 194H139V193H138ZM140 194H141V193H140ZM140 194H139V195H140ZM208 194H209V191H208ZM230 194H231V192H230ZM16 195H17V194H16ZM119 195H120V194H118L117 197H118ZM130 195H131V194H130ZM130 195H129V196H130ZM147 195H148V194H146V196H147ZM195 195H196V194H195ZM209 195H210V194H209ZM212 195H214V194H212ZM227 195H228V194H227ZM227 195H225V197H226ZM231 195H232V194H231ZM231 195H229V197H230ZM242 195H243V194H242ZM248 195H249V194H248ZM252 195H253V194H252ZM127 196H128V194H127ZM189 196H190V195H189ZM193 196H194V195H193ZM196 196H197V195H196ZM198 196H199V194H198ZM214 196H215V195H214ZM233 196H235V193L233 194ZM236 196H237V195H236ZM3 197H4V196H3ZM54 197H55V196H54ZM54 197H53V195H52V198H54ZM57 197H58V196H57ZM119 197H121V196H119ZM130 197H131V196H130ZM130 197H129V199H130ZM139 197H140V196H139ZM139 197H138V198H139ZM144 197H145V196H144ZM144 197H143V199H140V198H139V199H138V202H140V200L143 201L144 199L147 198V197H145V198H144ZM204 197H205V196H204ZM206 197H207V196H206ZM208 197H210V196H208ZM12 198H13V197H12ZM40 198H41V197H40ZM55 198H56V197H55ZM134 198H136V197H134ZM141 198H142V197H141ZM201 198H203V197L201 196ZM233 198H234V197H233ZM41 199H42V198H41ZM57 199H58V198H57ZM123 199H126V197H124ZM136 199H137V198H136ZM136 199H135V200H136ZM207 199H208V198H207ZM223 199H224V198H223ZM226 199H227V198H226ZM236 199H237V197H236ZM239 199H240V198H239ZM239 199H238V201H239ZM146 200H147V199H146ZM199 200H200V198H199ZM209 200H210V199H209ZM212 200H213V199H212ZM36 201H37V200H36ZM52 201H54V199H52ZM129 201H130V200H129ZM191 201H192V200H191ZM201 201H203V200L201 199ZM201 201H200V203H201ZM228 201H229V200H228ZM228 201H227V202H228ZM244 201H245V200H244ZM145 202L147 203V201H145ZM208 202H211V200L208 201ZM215 202H216V201H215ZM255 202H256V201H255ZM41 203H42V202H41ZM125 203H126V201H125ZM146 203H144L143 206H144ZM195 203H196V202H195ZM195 203H191V204H195ZM198 203H199V202H198ZM198 203H197V204H198ZM200 203H199V204H200ZM205 203H206V202H205ZM42 204H46V203H42ZM47 204L49 205L48 202H47ZM52 204H53V203H52ZM52 204H51V205H52ZM132 204H133V203H132ZM132 204H131V205H132ZM191 204H188V206H190ZM199 204H198V205H199ZM234 204H235V203H233V205H234ZM53 205H54V204H53ZM124 205H125V204H124ZM124 205H123V207H124ZM211 205H212V203H211ZM219 205H220V203H219ZM4 206H5V205H4ZM6 206H7V204H6ZM6 206H5V207H6ZM132 206H134V205H132ZM47 207H49V206H47ZM52 207H53V206H52ZM144 207H145V206H144ZM195 207H196V206H195ZM198 207H199V206H198ZM204 207H206V206L204 205ZM204 207L201 206L202 209H203ZM245 207H246V206H245ZM7 208H8V207H7ZM133 208H134V207H133ZM133 208H132V209H133ZM218 208H219V207H218ZM51 209H52V208H51ZM128 209H129V208H128ZM188 209H189V207H188ZM202 209H201V210H202ZM209 209H211V208H209ZM214 209H215V208H214ZM216 209H217V207H216ZM219 209H220V208H219ZM5 210H6V209H5ZM42 210H43V209H42ZM49 210H50V208H49ZM130 210H131V209H130ZM130 210H129V211H130ZM190 210H191V209H190ZM199 210H200V208H199ZM203 210H204V209H203ZM211 210H212V209H211ZM2 211H3V210H2ZM39 211H40V210H39ZM142 211H143V210H142ZM205 211H206V210H205ZM213 211H214V210H213ZM218 211H219V210H217V212H218ZM220 211H221V210H220ZM222 211H223V209H222ZM222 211H221V212H222ZM228 211H229V210H228ZM147 212H148V210H147ZM199 212H200V211H199ZM211 212H212V211H211ZM223 212H225V211H223ZM223 212H222V213H223ZM5 213H6V212H5ZM43 213H44V212H43ZM43 213H42V214H43ZM139 213H141V212H139ZM209 213H210V212L208 211V214H209ZM227 213L229 214V212H226V213H223V214L225 215V214H227ZM230 213H231V212H230ZM6 214H7V213H6ZM141 214H142V213H141ZM202 214H203V213H202ZM202 214H201V215H202ZM205 214H206V212H205ZM210 214H211V213H210ZM243 214H244V213H243ZM258 214H259V213H258ZM40 215H41V214H40ZM128 215H129V214H128ZM128 215H127V216H128ZM131 215H132V217L134 216V214H131ZM146 215H147V214H146ZM221 215H222V214H221ZM224 215H223V216H224ZM38 216H39V215H38ZM46 216H47V215H46ZM73 216H74V215H73ZM144 216H145V215H144ZM215 216H216V215H215ZM215 216H214V217H215ZM229 216H230V215H229ZM231 216H232V215H231ZM36 217H37V216H36ZM129 217H130V216H129ZM129 217H128V218H129ZM132 217H130V218L132 219ZM137 217L139 218L140 216L137 214ZM205 217H206V216H205ZM227 217H228V216H227ZM4 218H5V217H4ZM6 218H7V217H6ZM128 218H126V219H128ZM138 218H136V219H138ZM144 218H145V217H144ZM190 218H191V217H190ZM192 218H193V217H192ZM220 218H221V217H220ZM223 218H224V219H227V218H225V217H222L221 219H223ZM237 218H239V217H237ZM251 218H252V217H251ZM7 219H10V218H7ZM37 219H38V218H37ZM72 219H73V218H72ZM75 219H76V218H75ZM126 219H125V220H126ZM230 219H231V218H230ZM230 219H229V220H230ZM133 220H134V217H133ZM145 220H146V219H145ZM201 220H202V219H201ZM201 220H199V221H201ZM207 220H208V219H207ZM47 221H48V220H47ZM47 221L45 220V221H44V222H45L44 224H46ZM72 221H73V220H72ZM76 221H78V220L76 219ZM122 221H123V220H122ZM122 221L120 220L121 224H123ZM137 221H138V220H137ZM146 221H147V220H146ZM193 221H194V223H195V220H194V219H193ZM193 221H191L192 224H193ZM208 221H209V220H208ZM211 221H212V220H211ZM215 221H216V219H215ZM224 221H225V220H224ZM224 221H223V223H224ZM227 221H228V220H227ZM233 221H234V219H233ZM250 221H251V220H250ZM120 222H118V223L120 224ZM164 222H165V221H164ZM167 222H168V224H169V221H167ZM189 222H190V221H189ZM206 222H207V221H206ZM209 222H210V221H209ZM213 222H214V221H212V224H214ZM218 222H219V221H218ZM225 222H226V221H225ZM253 222H254V221H253ZM74 223H75V222H74ZM132 223H133V222H132ZM135 223H136V222H135ZM135 223H134V224H135ZM145 223H146V222H145ZM204 223H205V222H204ZM14 224H15V223H14ZM75 224H76V223H75ZM119 224H118V225H119ZM121 224H120V225H121ZM126 224H127V223H126ZM134 224H133V225H134ZM138 224H139V223H138ZM138 224H137V225H138ZM156 224L158 225L157 222H156ZM196 224H197V221H196ZM205 224H206V223H205ZM219 224H220V223H219ZM73 225H74V224H73ZM78 225H79V224H78ZM215 225H216V224H215ZM31 226H32V225H31ZM128 226H129V225H128ZM128 226H127V227H128ZM130 226H131V225H130ZM144 226H145V225H144ZM160 226H162V223L160 224ZM123 227H126V226H123ZM127 227H126V228H127ZM134 227H135V226H134ZM137 227H138V226H137ZM152 227H153V226H152ZM152 227H150V228H152ZM190 227L192 228V226H190ZM194 227H195V226L193 225V228H194ZM222 227H223V226H222ZM7 228H8V227H7ZM10 228H11V227H10ZM45 228H46V227H44V229H45ZM173 228H174V227H173ZM191 228H190V229H191ZM230 228H231V227H230ZM15 229H16V228H15ZM30 229H31V228H30ZM132 229H133V228H132ZM140 229H141V228H140ZM140 229H138V230H140ZM188 229H189V228H188ZM190 229H189V230H190ZM194 229H195V228H194ZM231 229H232V228H231ZM161 230H162V229H161ZM203 230H204V229H203ZM22 231H23V230H22ZM71 231H72V230H71ZM125 231H127V230H125ZM130 231H131V229H130ZM167 231H168V229H167ZM167 231H166V232H167ZM193 231H194V230H193ZM232 231H234V230H232ZM232 231H231V232H232ZM241 231H242V230H241ZM244 231H245V230H244ZM72 232H73V231H72ZM115 232H117V231H115ZM137 232H138V231H137ZM140 232H141V231H139V233H140ZM150 232L152 233V231H150ZM245 232H247V231H245ZM19 233H20V232H19ZM32 233H33V231H32ZM132 233H133V232H132ZM187 233H188V232H187ZM191 233H192V232H191ZM242 233H243V232H242ZM1 234H2V233H0V235H1ZM33 234H34V233H33ZM122 234H123V233H122ZM135 234H136V233H134V235H135ZM145 234H146V232H145ZM147 234H148V233H147ZM167 234H170V233H167ZM167 234H166V235H167ZM188 234H190V232H189ZM188 234H187V235H188ZM234 234H235V233H234ZM114 235H116V234H114ZM142 235H143V234H142ZM244 235H245V234H244ZM4 236H5V235H4ZM19 236H20V235H19ZM149 236L152 238L151 235H149ZM194 236H196V235L194 234ZM223 236H224V235H223ZM31 237H32V236H31ZM132 237H133V236H132ZM134 237H135V236H134ZM156 237H157V236H156ZM163 237H164V236H163ZM198 237H200V236H198ZM219 237H221V235H219ZM243 237H244V236H243ZM19 238L21 239V236H20ZM147 238H148V236H147ZM171 238H172V237H171ZM193 238H194V237H193ZM193 238H192V239H193ZM213 238H214V237H213ZM221 238H222V237H221ZM223 238H224V237H223ZM244 238H245V237H244ZM20 239H19V240H20ZM31 239H33V237H32ZM31 239H30V240H31ZM38 239H39V238H38ZM73 239H74V238H73ZM131 239L133 240V238H131ZM131 239H130V240H131ZM156 239H157V238H156ZM168 239H170V238L168 237ZM187 239H188V238H187ZM228 239H230V238H228ZM228 239H227V241H229ZM242 239H243V238H242ZM248 239H249V237H248ZM19 240H18V242H19ZM23 240H24V239H23ZM30 240L28 241V244H29ZM34 240H35V239H34ZM134 240H135V239H134ZM160 240H161V239H160ZM179 240H180V239H179ZM215 240H216V239H215ZM221 240H222V239H221ZM233 240H234V239H233ZM233 240H232V241H233ZM252 240H253V239H252ZM2 241H3V238H2ZM2 241H1V242H2ZM4 241H5V240H4ZM32 241H33V240H32ZM73 241H74V240H73ZM138 241H139V240H138ZM158 241H159V240H158ZM170 241H171V239H170ZM195 241H196V239H195ZM225 241H226V240H225ZM225 241H223V242H225ZM6 242H7V240L5 241V243H6ZM18 242H17V243H18ZM24 242H25V241H24ZM26 242H27V241H26ZM33 242H35V241H33ZM74 242H75V241H74ZM155 242H156V240H155ZM196 242H197V244H196L195 251H194V252H195L194 256L196 255V257H194V258H196V263H198V264H206V263H207L206 261L208 260L209 256L212 254V250H213L215 247L212 249V247H209V246H208L209 244H208V242H207V236H206V234H203V233H202V236H201ZM217 242H218V241H217ZM217 242L215 241V243H217ZM221 242H222V241H221ZM15 243H16V242H15ZM169 243H170V242H169ZM169 243H168V244H169ZM179 243H180V242H179ZM181 243H183V242H181ZM31 244H32V242H31ZM33 244H34V243H33ZM38 244H39V243H38ZM189 244H190V243H189ZM220 244H221V243H220ZM220 244H219V245H220ZM236 244H237V247H236V251H235V252L239 253V252L242 251V248H243V244H244V242L242 243V242L237 241ZM18 245H19V244H18ZM18 245H17V246H18ZM35 245H37V244H35ZM35 245H33V246H35ZM155 245H156V244H155ZM187 245H188V244H187ZM223 245H224V244H223ZM11 246H12V244H11ZM13 246H14V245H13ZM19 246H20V245H19ZM21 246H22V245H21ZM30 246H31V245H30ZM225 246H226V245H225ZM245 246H246V245H245ZM248 246H249V244H248ZM218 247H219V246H218ZM223 247H224V246H223ZM226 247H227V246H226ZM25 248H26V247H25ZM25 248H24V249H25ZM34 248H35V247H34ZM135 248H136V247H134L133 250H134ZM152 248H154V247L152 246ZM229 248H230V246H229ZM12 249H13V248H12ZM24 249H23V250H24ZM30 249H31V248H30ZM32 249H33V248H32ZM222 249H223V248H222ZM222 249H221V250H222ZM233 249H234V248H233ZM19 250H20V249H19ZM27 250H28V249H27ZM72 250H73V249H72ZM147 250H148V249H147ZM156 250H157V249H156ZM183 250H184V249H183ZM185 250H187V249H185ZM214 250H216V249H214ZM221 250H219V251H221ZM256 250H257V249H256ZM259 250H260V249H259ZM14 251H15V250H14ZM14 251H11V252H14ZM29 251H30V250H29ZM29 251H28V252H29ZM34 251H35V250H34ZM148 251H149V250H148ZM188 251H189V250H188ZM219 251H218V249H217V252H218V253H220ZM243 251H244V250H243ZM263 251H264V250H263ZM22 252H25V250L22 251ZM35 252H36V251H35ZM71 252H72V251H71ZM79 252H80V251H79ZM79 252H78V253H79ZM81 252L83 253V250H81ZM181 252H184V251H181ZM185 252H186V251H185ZM213 252H214V251H213ZM233 252H234V251H233ZM244 252H245V251H244ZM255 252H256V251H255ZM29 253H30V252H29ZM73 253H75V252H73ZM84 253H85V255H86V252H84ZM149 253H150V252H149ZM154 253H155V252H154ZM191 253H192V251H191ZM246 253H247V252H246ZM256 253H257V252H256ZM259 253H260V252H259ZM259 253H258V254H259ZM32 254H33V253H32ZM76 254H77V251H76ZM151 254H153V252H151ZM170 254H171V253H170ZM178 254H180V253H178ZM215 254H217V253L215 252ZM215 254H214V257L216 258ZM227 254H228V253H227ZM230 254H231V253H230ZM232 254L234 255V253H232ZM241 254H242V252H241ZM261 254H264V253L261 252L260 255H261ZM78 255L80 256V253H79ZM83 255H84V254H83ZM156 255H157V254H156ZM186 255H187V253H186ZM219 255H220V254H219ZM235 255H236V254H235ZM27 256H28V255H27ZM29 256H30V255H29ZM153 256L155 257L154 254H153ZM255 256L257 257V256H259V255H254V257H255ZM75 257H76V256H75ZM164 257H165V256H164ZM212 257H213V256H212ZM214 257H213V258H214ZM218 257H219V256H218ZM231 257H232V256H230V260L233 258V257H232V258H231ZM252 257H253V256H252ZM254 257H253V258H254ZM79 258H80V257H79ZM169 258H170V257H169ZM180 258H182V257H180ZM210 258H211V257H210ZM240 258H241V257H240ZM76 259H77V258H76ZM127 259H128V258H127ZM171 259H172V258H171ZM234 259H235V258H234ZM238 259H239V258H238ZM249 259L251 260L250 262H252L251 257H250ZM15 260H16V259H15ZM22 260H23V259H22ZM82 260H83V259H82ZM132 260H133V259H132ZM160 260H161V258H160ZM169 260H170V259H168V261H169ZM215 260H216V259H215ZM31 261H32V259H31ZM85 261H86V259H85ZM184 261H186V260H184ZM209 261H210V260H209ZM212 261H213V260H212ZM222 261H223V260H222ZM12 262H13V261H12ZM15 262H16V261H15ZM18 262H19V261H18ZM28 262H29V260H28ZM74 262H75V261H74ZM76 262H77V260H76ZM78 262H80V260H79ZM87 262H88V261H87ZM118 262H122V261H118ZM118 262H117V263H118ZM170 262H171V261H170ZM178 262H179V261H178ZM215 262H216V261H215ZM218 262H219V260H218ZM218 262H217V263H218ZM227 262H228V261H227ZM227 262H226V263H227ZM238 262H239V261H238ZM245 262H246V261H245ZM80 263H81V262H80ZM117 263H116V264H117ZM125 263H126V262H125ZM131 263H132V262H131ZM179 263H180V262H179ZM191 263H192V262H191ZM219 263H220V262H219ZM219 263H218V264H219ZM221 263H222V262H221ZM224 263H225V262H224ZM228 263H229V262H228ZM228 263H227V264H228ZM232 263H233V262H232ZM240 263H242V262H240ZM248 263H249V262H248ZM71 264H72V263H71ZM73 264H74V263H73ZM81 264H83V263H81ZM132 264H133V263H132ZM136 264H137V263H136ZM153 264H154V263H153ZM182 264H184V263H182ZM189 264H190V263H189ZM193 264H194V263H193ZM237 264H238V263H237ZM243 264H244V263H243ZM253 264H254V263H253ZM259 264H264V255H263V257H262V259H261V261H260Z\"/></svg>", "mask_w": 264, "mask_h": 264}]
</instances>
